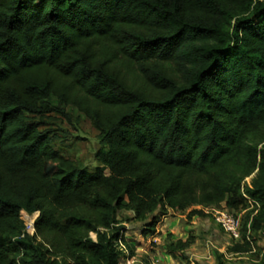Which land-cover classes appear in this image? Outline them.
I'll list each match as a JSON object with an SVG mask.
<instances>
[{
  "label": "trees",
  "instance_id": "obj_1",
  "mask_svg": "<svg viewBox=\"0 0 264 264\" xmlns=\"http://www.w3.org/2000/svg\"><path fill=\"white\" fill-rule=\"evenodd\" d=\"M67 105L94 168L53 145ZM248 203L236 252L264 236V0H0V264H121L122 210Z\"/></svg>",
  "mask_w": 264,
  "mask_h": 264
},
{
  "label": "rangeland",
  "instance_id": "obj_2",
  "mask_svg": "<svg viewBox=\"0 0 264 264\" xmlns=\"http://www.w3.org/2000/svg\"><path fill=\"white\" fill-rule=\"evenodd\" d=\"M52 102L55 103V100ZM65 113L66 115L50 113L52 117L48 120L47 127L54 134V147L63 155L82 161L88 168L98 166L99 162L95 158V153L104 149L99 131L77 108L67 105ZM252 177L253 175L246 178V182L248 183ZM221 207L220 205L217 208ZM251 207V203H248L247 206L232 211L240 224H244L247 220ZM213 208L216 207H205L202 209V215H196L190 219L186 216L192 208L167 209L163 214L153 213L146 221H136L130 211L122 210L119 217L125 227L124 238L133 245V256L137 258L136 264H149L152 261L150 256L155 252H166L180 264H261L264 253L263 234L247 231L250 250L234 251L233 246L237 244V241L224 238L223 231L214 221ZM37 216L38 212L21 211L20 213L24 222V232L28 237H31L34 232L30 222L35 221ZM152 219L156 220L154 234L143 236L141 232L145 224ZM90 236L95 238L94 233H90ZM177 239L188 240L189 245L183 250L172 252L167 245ZM133 256L130 257L128 250L121 247V264H132L130 260Z\"/></svg>",
  "mask_w": 264,
  "mask_h": 264
},
{
  "label": "built area",
  "instance_id": "obj_3",
  "mask_svg": "<svg viewBox=\"0 0 264 264\" xmlns=\"http://www.w3.org/2000/svg\"><path fill=\"white\" fill-rule=\"evenodd\" d=\"M221 208H213V218L223 233L229 240L238 241L241 239V224L239 219L234 216L224 205ZM30 226L34 229V221Z\"/></svg>",
  "mask_w": 264,
  "mask_h": 264
},
{
  "label": "crops",
  "instance_id": "obj_4",
  "mask_svg": "<svg viewBox=\"0 0 264 264\" xmlns=\"http://www.w3.org/2000/svg\"><path fill=\"white\" fill-rule=\"evenodd\" d=\"M224 234V233H223ZM224 238L228 239V237L224 234ZM229 240V239H228ZM133 256V255H132ZM151 260L149 264H180L178 261L173 259V257L166 254V252L157 253L155 252L153 255L150 256ZM156 260V261H154ZM167 260V262H166ZM133 262L132 264H136L137 258L135 256L132 257L130 262Z\"/></svg>",
  "mask_w": 264,
  "mask_h": 264
},
{
  "label": "bare ground",
  "instance_id": "obj_5",
  "mask_svg": "<svg viewBox=\"0 0 264 264\" xmlns=\"http://www.w3.org/2000/svg\"><path fill=\"white\" fill-rule=\"evenodd\" d=\"M36 213H34V215H35ZM32 220V219H31Z\"/></svg>",
  "mask_w": 264,
  "mask_h": 264
}]
</instances>
